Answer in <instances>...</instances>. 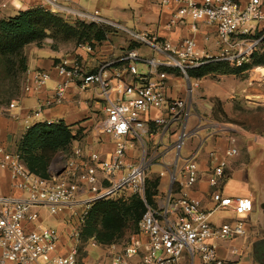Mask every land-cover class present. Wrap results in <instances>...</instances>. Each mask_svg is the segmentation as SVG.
Instances as JSON below:
<instances>
[{
    "label": "built area",
    "instance_id": "1",
    "mask_svg": "<svg viewBox=\"0 0 264 264\" xmlns=\"http://www.w3.org/2000/svg\"><path fill=\"white\" fill-rule=\"evenodd\" d=\"M44 1L55 6L58 12L75 13L68 7L71 0H63L64 4H59L60 0ZM263 1L249 0L242 6L236 0H181L172 23L189 18L193 31L198 29L199 23L215 26L220 52L200 57L197 45L191 39L174 44L139 37L159 57H144L135 49L126 52L118 61L128 63L133 76L121 86H114L106 73L110 63L100 66L93 73H87L78 57L58 62L55 69L63 80L54 88L52 98L37 112L43 107L62 103L67 89L72 85L86 89L96 84L104 101L102 130L114 139V150L109 158L92 152L84 159L82 150L78 148L59 169L53 170L51 165L50 177L45 179L31 173L18 152L8 153L0 143V171L8 170L12 187L25 194L5 195L0 190V264H87L80 260L83 243L81 231L93 204L116 198L125 191L141 196L144 194L150 158L144 156L138 162L127 158L128 149L134 141L142 138L146 127L142 116L153 109L158 110L159 115L152 121L157 126H166L173 122L183 124L189 115L188 98H169L163 83L167 77L165 70H179L183 78L190 81L192 90L199 87V82H192L188 75L192 69L219 62L234 67L248 63L264 38V32L260 37L252 34L254 29L264 23ZM75 15L86 22L113 25L100 18L97 12ZM79 47L93 52L91 44H79ZM139 63L147 66L146 76L139 73ZM153 75L160 80L146 79ZM50 79L49 71L34 70L24 89L39 91ZM16 107L17 102L12 101L8 112ZM9 116L18 118L13 113ZM185 138L184 127L179 140L173 145L178 155L171 180L175 182L176 171L180 168L185 176L183 183L191 186L198 181L201 172L194 158H183L181 155ZM231 141L235 142L233 138ZM237 154L238 150L234 146L221 156L215 151L209 153L211 186L220 184L228 159ZM213 199L216 206L211 212H203L201 202L187 194L179 198L168 195L163 204L147 205L139 223V233L147 237L146 248L143 249L140 241H135L118 252H111L109 260L101 264H183L186 255L189 264H195L196 258L202 264H232L219 257L218 246L211 240L244 236V223L238 220L234 224L213 226L210 216L219 209H230L242 216L253 210V202L249 197H222L219 191L214 193ZM41 207L47 208L52 215L69 211L67 254L60 253V234L41 222ZM89 246L95 248L102 245L91 239Z\"/></svg>",
    "mask_w": 264,
    "mask_h": 264
},
{
    "label": "crops",
    "instance_id": "2",
    "mask_svg": "<svg viewBox=\"0 0 264 264\" xmlns=\"http://www.w3.org/2000/svg\"><path fill=\"white\" fill-rule=\"evenodd\" d=\"M236 1L245 6L249 0ZM59 4H64V1L60 0ZM180 6L181 0H168L167 3L164 0H71L68 7L75 13L92 15L97 12L105 22L113 24L111 26L115 32L111 30L107 39L102 42L67 41L57 49L51 47L52 39H46L43 46L33 45L26 51L28 69L22 78L20 92L10 101L0 104V143L6 151L17 152V146L28 125L63 121L72 127L73 134L76 135L66 151L67 157L73 156L74 151L80 148L84 159L92 152L109 158L115 143L112 136L102 130L105 118L104 101L98 85L91 84L86 89L72 85L67 89L62 103L43 107L37 112L38 108L52 98L54 88L63 80L57 74L55 65L62 59L78 57L84 70L93 73L100 66L110 63L106 73L114 86H121L133 76L128 63L118 61L126 52L135 49L140 55L141 52L146 53L144 57L158 56L139 37L158 42L170 41L174 44L191 39L195 41L200 57L218 54L221 46L215 26L199 23L198 29L193 31L189 18L172 23L173 15ZM38 7L61 15L68 22L83 21L75 13L58 12L55 6L44 0H0V18L13 17L20 11ZM263 32L264 23L254 29L252 34L259 36ZM84 43H91L93 52L79 47V44ZM135 43L143 46H136ZM259 49L264 52V42ZM37 69L49 71L50 81L39 91H25L24 86L30 82L32 72ZM137 69L144 76L148 73V68L143 63L137 64ZM258 70L260 71L259 66H254L240 74H208L192 78V82H199V87L191 90L189 83L177 69H166L167 77L163 80L166 92L170 99L188 98L189 115L183 124L173 122L166 126H157L152 120L159 115L158 110L153 109L144 114L142 117L146 127L142 138L134 141L127 151V158L132 162H138L148 151L150 158L157 159L148 170V179H151V174L159 179L156 203H160L163 196L166 200L168 195L179 198L182 194H187L201 202L203 212H211L216 206L213 199L216 191L222 197L251 198L253 210L245 215L238 216L230 209H219L210 216L213 226L234 224L238 220L244 223V236L211 240L218 246L219 257L232 264H264V77L260 76ZM146 79L160 80L154 75L147 76ZM12 101L17 102V107L8 112ZM247 110L257 114L254 118L258 125L253 122L248 125L240 119ZM10 113L17 114L18 118H11ZM184 127L186 138L181 155L183 158H194L201 172L198 181L191 186L183 183L185 176L180 168L176 171L175 182L172 183L171 180L178 155L173 145L179 140ZM232 138L235 142L231 141ZM232 146L237 148L238 154L228 159V166L220 184L211 186L209 153L215 151L221 156ZM0 190L5 195L25 196L22 191L12 187L8 170L0 171ZM39 213L41 222L60 234V253L67 254L69 211L52 215L47 208L41 207ZM130 235L127 244L140 241L143 249L146 248L145 235ZM106 247L111 250L117 245ZM189 261L186 255L183 264H189ZM195 264L202 263L196 258Z\"/></svg>",
    "mask_w": 264,
    "mask_h": 264
},
{
    "label": "trees",
    "instance_id": "3",
    "mask_svg": "<svg viewBox=\"0 0 264 264\" xmlns=\"http://www.w3.org/2000/svg\"><path fill=\"white\" fill-rule=\"evenodd\" d=\"M110 32L111 29L105 26L87 24L83 21L68 22L63 16L43 7L20 11L6 19L0 18L2 38L0 54H9L11 57L6 61L8 66L4 79L19 86L28 69V57L24 54V48L30 43L38 41L36 45L41 47L45 43L44 40L52 39L51 47L57 49L60 44L67 41L102 42L107 39ZM263 65L264 56H259L258 52H255L251 61L240 67H232L226 62L212 63L192 69L188 75L190 78H200L208 74H240L254 66ZM219 111L224 115L221 110ZM75 139L72 127L63 121L38 122L27 129L17 146V152L31 173L48 179L56 153L66 152ZM158 188V178L154 180L147 178L143 196L131 194L93 204L82 227V240L93 239L102 246H110L124 240L128 233H139V223L147 210V205H156Z\"/></svg>",
    "mask_w": 264,
    "mask_h": 264
},
{
    "label": "rangeland",
    "instance_id": "4",
    "mask_svg": "<svg viewBox=\"0 0 264 264\" xmlns=\"http://www.w3.org/2000/svg\"><path fill=\"white\" fill-rule=\"evenodd\" d=\"M87 24H94L96 26H105V27L113 30V32H115L114 27H112L109 24H102V23H96V22H90V23H87ZM0 41H2L1 36H0ZM37 42H33V43H30V44L26 45L25 48H24V54H26V51L29 48H32L33 45H36ZM44 42H45V40H44ZM135 44H136V46H139V47L143 46V45L138 44V43H135ZM145 54L146 53L141 52V55L145 56ZM258 54H259V56H261V55L264 56V52H262L261 49L258 50ZM10 58L11 57H10L9 54H0V104L4 103L6 101L7 102L10 101V99H12L15 95H17L20 92L21 83H19V86L17 87L11 81L4 79L5 78V69L8 66V63L6 61H8ZM12 59L15 60V58H12ZM263 67H264V65L263 66H259L260 71L258 70L257 72L260 74V76L264 77V74H263V72L261 70ZM140 69H141V67H140ZM178 73L181 74L180 71ZM18 79H19L18 81L20 82V78H18ZM247 111L248 112L245 113L240 119L245 121L248 125H251L252 122L255 125H258V123H256L257 122L256 119L254 118V116H256L257 114L256 113H251V112H249V110H247ZM262 113L264 114V112H262ZM182 152H184V148H183ZM145 157L147 159L150 158V151H148V154H146ZM66 158H67L66 152L59 151L58 153H56V155L54 157V160L52 162V169L53 170H56L57 168L59 169L63 165V163L66 160ZM156 161H157V159L150 158L149 167L152 164L156 163ZM173 170H174V168H173ZM148 173L149 172H147V176H148ZM150 176H151V179H153V180L155 179V174H151ZM129 195H131V193L128 192V191H125L120 196H118L116 198L126 197V196H129ZM164 201H165V196H163V198H162L160 203L163 204ZM130 234L131 233H128L126 235L125 239L122 240L121 242L117 243L116 244L117 247L114 248V249H111V250L109 249V247H106V246H99V247H95V248L90 247L88 239L83 238L84 241L82 243L81 250H80V260L81 261H85L87 264H101L103 262H107L109 260L111 252H114V251L118 252L124 246L127 245L128 241L130 240V236H131Z\"/></svg>",
    "mask_w": 264,
    "mask_h": 264
},
{
    "label": "water",
    "instance_id": "5",
    "mask_svg": "<svg viewBox=\"0 0 264 264\" xmlns=\"http://www.w3.org/2000/svg\"><path fill=\"white\" fill-rule=\"evenodd\" d=\"M261 70H262V72L264 73V67H263ZM188 83H189V85L191 84L190 81H189Z\"/></svg>",
    "mask_w": 264,
    "mask_h": 264
},
{
    "label": "bare ground",
    "instance_id": "6",
    "mask_svg": "<svg viewBox=\"0 0 264 264\" xmlns=\"http://www.w3.org/2000/svg\"><path fill=\"white\" fill-rule=\"evenodd\" d=\"M264 74V73H263Z\"/></svg>",
    "mask_w": 264,
    "mask_h": 264
}]
</instances>
